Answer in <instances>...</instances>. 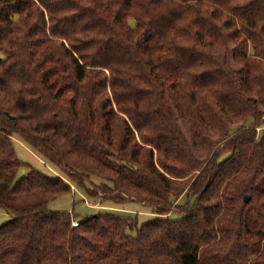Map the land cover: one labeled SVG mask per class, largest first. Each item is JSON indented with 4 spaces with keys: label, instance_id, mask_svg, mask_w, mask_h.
I'll use <instances>...</instances> for the list:
<instances>
[{
    "label": "trees",
    "instance_id": "obj_1",
    "mask_svg": "<svg viewBox=\"0 0 264 264\" xmlns=\"http://www.w3.org/2000/svg\"><path fill=\"white\" fill-rule=\"evenodd\" d=\"M0 208V264H264V0H0Z\"/></svg>",
    "mask_w": 264,
    "mask_h": 264
},
{
    "label": "rangeland",
    "instance_id": "obj_2",
    "mask_svg": "<svg viewBox=\"0 0 264 264\" xmlns=\"http://www.w3.org/2000/svg\"><path fill=\"white\" fill-rule=\"evenodd\" d=\"M229 60L233 63L231 54L228 53ZM233 65H237L233 64ZM176 111H178L176 109ZM179 121L188 135V139L191 141L190 138V130L188 128V124L184 120L183 117L179 116ZM241 125L240 120L230 122V127L235 130L237 127ZM259 133L261 132V128H258ZM215 137V134H212ZM13 146L16 151L17 156L22 161V164L18 167L16 177H21L22 175L26 174L27 170L32 167L34 169H38L45 174L48 175H59L60 171L54 167L52 164L47 162L46 160H41L39 156H37L33 151L29 149L27 144L21 139V137L17 134L12 135ZM194 153L200 157H205V153L203 149L199 147L192 146ZM95 181H98L95 179ZM192 199V197H187L186 193L177 200V203H182L185 200ZM48 207L51 209L56 210H67L70 211L73 215V219L77 220L82 217H85L90 214L95 213H108L114 215H132L135 216L137 219L138 226L154 217L155 214L151 212V208L136 202V201H128L127 199L123 203H113L111 201H101L98 197L93 198L87 196L80 188H78L74 184V188L68 193L60 195L55 199L51 200L48 203ZM10 213L4 209L0 208V225L6 222L10 218ZM75 216V217H74ZM170 218H177L179 217L177 213L172 212L169 214ZM133 233V232H131Z\"/></svg>",
    "mask_w": 264,
    "mask_h": 264
},
{
    "label": "built area",
    "instance_id": "obj_3",
    "mask_svg": "<svg viewBox=\"0 0 264 264\" xmlns=\"http://www.w3.org/2000/svg\"><path fill=\"white\" fill-rule=\"evenodd\" d=\"M77 222H78V220L72 219L71 224H72V225H76Z\"/></svg>",
    "mask_w": 264,
    "mask_h": 264
},
{
    "label": "crops",
    "instance_id": "obj_4",
    "mask_svg": "<svg viewBox=\"0 0 264 264\" xmlns=\"http://www.w3.org/2000/svg\"><path fill=\"white\" fill-rule=\"evenodd\" d=\"M30 149V148H29ZM31 150V149H30ZM32 151V150H31ZM34 152V151H33ZM35 153V152H34ZM36 154V153H35ZM37 155V154H36ZM38 156V155H37ZM39 158L41 159V160H43L40 156H39ZM71 187L72 188H74V185L73 184H71Z\"/></svg>",
    "mask_w": 264,
    "mask_h": 264
}]
</instances>
